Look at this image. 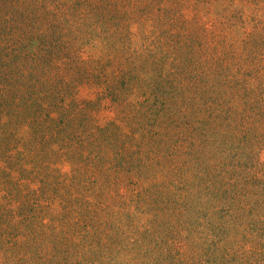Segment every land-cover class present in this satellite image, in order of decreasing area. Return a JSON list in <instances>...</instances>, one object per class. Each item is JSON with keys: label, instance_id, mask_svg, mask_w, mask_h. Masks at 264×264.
I'll list each match as a JSON object with an SVG mask.
<instances>
[{"label": "rangeland", "instance_id": "rangeland-1", "mask_svg": "<svg viewBox=\"0 0 264 264\" xmlns=\"http://www.w3.org/2000/svg\"><path fill=\"white\" fill-rule=\"evenodd\" d=\"M173 2L0 0V264H264V0H204L237 40L199 32L230 85L195 110L156 90Z\"/></svg>", "mask_w": 264, "mask_h": 264}, {"label": "trees", "instance_id": "trees-1", "mask_svg": "<svg viewBox=\"0 0 264 264\" xmlns=\"http://www.w3.org/2000/svg\"><path fill=\"white\" fill-rule=\"evenodd\" d=\"M183 0H174L173 5L169 8V11H171V13H174L173 15L176 16L177 19H174L172 21H178L179 19L183 20L182 23L177 24L179 29L182 31L181 35H174V29L171 26L169 27V31L167 32V34L169 35V42L173 43L175 45V47L177 46V42L176 39H179V37L181 39H184L183 42H180V46H178V50L180 51L179 53L184 54L185 55V47L189 46V41L191 40L192 44H193V48H192V56L186 52V62H188L187 65L181 64L182 62L179 61V66L174 67L173 71L175 74V77L172 75L171 73V79L170 82H161L160 86L158 85L156 90L159 89L160 92H166V90H173L174 92V99L176 101H178V104H181L185 107V105L187 107H190L191 109H198L200 105L204 104V102H202L201 100H198V96L195 97L194 99H190L189 97L188 99L185 98V96L181 95V93H183L184 91H187L188 89V85H187V81H191V80H196L197 82H195V88L199 91L201 90V94L205 97H207L208 100H210L211 97H213L214 95L220 93H226V90L228 89V85H230V79L228 76L223 75L222 73V69H220L216 64H214L213 62V58H215L216 56L223 55L224 51L223 48L225 47V45L220 44L218 49H221V51H219L218 49L215 48L211 49L209 51V49H204V42L200 39L202 32H206L209 33L210 35H213L214 37L217 38L218 37H226L228 38H233L236 39L237 37H235V35H224L223 36V30H221L220 25L222 24L220 22V19H222V16L224 13H226V10H222L220 11L219 8H217V12L216 15L214 17H208L209 22L205 24L202 23V17L205 18L206 16H203V9H204V5L203 2L204 0H197L196 3H193V6H195V11H194V15L191 16V14H189L187 11L189 9L187 8H183L182 6L184 5V3H186L188 0H184V2H182ZM206 4H209L208 2H206ZM185 12H187L186 14H184ZM193 13V12H192ZM242 21V20H241ZM76 21H70V24L75 26ZM257 25V24H256ZM255 25V26H256ZM262 29H260V37L264 36V24L261 26ZM258 29V27H257ZM176 30V29H175ZM177 31V30H176ZM200 32V33H199ZM178 34V33H176ZM199 36V38H198ZM224 39V38H223ZM237 40V39H236ZM242 42L241 43H245V45L247 44V41H250L249 38V34H248V39H241ZM238 42V41H237ZM164 49H169L168 48V44L167 43H163ZM174 47V48H175ZM202 48V49H201ZM232 49V48H231ZM182 50V52H181ZM182 54L180 55V57H182ZM57 61V60H55ZM58 62V61H57ZM13 63L16 65H13V69L12 70H8V71H14L17 70V73L21 74V65L18 64V62L13 59ZM181 64V65H180ZM10 74H6V77L8 78ZM4 75L2 78L0 79H7ZM119 79V81H118ZM118 79L114 82V85H116L115 87H113L114 89H118V87H125V76H123V78L118 77ZM177 79V80H176ZM202 79V80H201ZM20 92L22 91V86H20ZM177 88H179L180 90L178 91ZM119 90V89H118ZM181 91V92H180ZM196 96V95H195ZM21 98V97H19ZM28 100V99H26ZM26 100L24 101H16L15 102V108L20 107L19 105L22 104V106L24 105V103L26 102ZM216 105V104H215ZM59 107V106H58ZM22 108V107H21ZM57 108V107H56ZM39 110L43 113L45 111V105H43L41 108H39ZM1 117L3 118V114L0 113ZM220 117V116H219ZM49 123H52V121H47ZM64 123V121L62 122ZM40 128H42V126L44 128H51V127H46V125H48V123H40ZM50 125V124H49ZM84 122L78 123L77 125L73 126V127H65L64 124L59 125L54 127V129H59V131L55 132L56 134H60V132L62 134H67L66 129H85L86 127L84 126ZM2 126L5 127V129L9 130V131H13V128H8V126L6 125L5 122L2 123ZM15 127V126H14ZM12 133V132H11ZM11 139V138H8ZM65 143V144H64ZM72 144H78L80 145V147H83L85 145L84 143V139H79L77 138V136L75 135H71V133L65 135L62 137V141L59 142L58 145H62V149L66 148L67 151L73 150L71 149ZM27 229V227H25ZM71 232L68 233V235L70 237L71 236ZM16 247H14L13 244H11V251L15 250ZM10 254V252H7ZM12 253V252H11ZM57 257V256H56ZM16 262V260L12 259L10 261V263L8 264H14Z\"/></svg>", "mask_w": 264, "mask_h": 264}]
</instances>
